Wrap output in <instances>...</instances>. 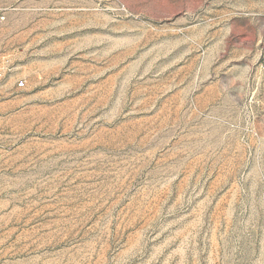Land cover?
Segmentation results:
<instances>
[{
    "label": "rangeland",
    "instance_id": "1",
    "mask_svg": "<svg viewBox=\"0 0 264 264\" xmlns=\"http://www.w3.org/2000/svg\"><path fill=\"white\" fill-rule=\"evenodd\" d=\"M0 68V264H264V0H0Z\"/></svg>",
    "mask_w": 264,
    "mask_h": 264
},
{
    "label": "built area",
    "instance_id": "2",
    "mask_svg": "<svg viewBox=\"0 0 264 264\" xmlns=\"http://www.w3.org/2000/svg\"><path fill=\"white\" fill-rule=\"evenodd\" d=\"M2 76V69L0 68V77ZM19 86H23L22 82H19Z\"/></svg>",
    "mask_w": 264,
    "mask_h": 264
}]
</instances>
